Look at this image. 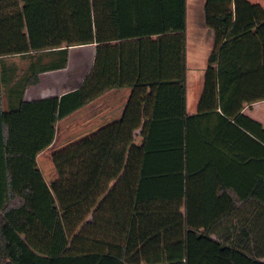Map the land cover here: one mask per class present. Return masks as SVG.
I'll return each instance as SVG.
<instances>
[{"label": "trees", "instance_id": "trees-1", "mask_svg": "<svg viewBox=\"0 0 264 264\" xmlns=\"http://www.w3.org/2000/svg\"><path fill=\"white\" fill-rule=\"evenodd\" d=\"M204 22L215 48L198 113L190 115L187 0H0V264H127L66 250L123 172L152 85L136 203L185 199L184 255L161 264H264V195H230L237 186L210 174L215 149L264 143L263 125L243 113L264 100V8L205 0ZM85 45L96 53L81 86L25 100L41 73L66 68L70 50ZM122 87L132 88L131 97L95 189L60 210L37 156L53 143L59 119Z\"/></svg>", "mask_w": 264, "mask_h": 264}, {"label": "crops", "instance_id": "crops-1", "mask_svg": "<svg viewBox=\"0 0 264 264\" xmlns=\"http://www.w3.org/2000/svg\"><path fill=\"white\" fill-rule=\"evenodd\" d=\"M248 1L264 8V0ZM202 22L204 32V19ZM79 48V55L73 56L74 50H70L66 68L41 73L39 83L27 88L25 100L61 97L81 86L93 66L96 47ZM75 59H78L76 70L71 66ZM207 66L208 61L202 64L200 79L196 80H205ZM202 92L197 100L196 94H192L191 106L187 93L190 115L198 113ZM131 93L130 87L112 89L57 121L54 141L37 156V163L60 210L84 200L95 189ZM156 94L157 85H152L144 107L143 124L136 132L123 172L110 183L100 203L71 238L67 254L98 251L116 256L127 264H161L184 255L185 199L177 200L176 204L159 200L136 203ZM243 113L264 127V100L246 105ZM138 136L143 137L141 142ZM216 148L222 149L221 146ZM223 150L224 154L216 149L213 153L217 169L210 172L211 176L237 186V193L228 190L230 195H264L263 184L258 188L259 182H264V143L247 139L235 146L228 143ZM220 192L217 189L213 194ZM254 202L257 206L258 202ZM253 208L247 205L249 211Z\"/></svg>", "mask_w": 264, "mask_h": 264}, {"label": "rangeland", "instance_id": "rangeland-1", "mask_svg": "<svg viewBox=\"0 0 264 264\" xmlns=\"http://www.w3.org/2000/svg\"><path fill=\"white\" fill-rule=\"evenodd\" d=\"M187 76L186 77V89L189 96L188 104H191L192 94H196V99L200 96L204 80L200 79L202 64L207 63L211 52L214 50L215 46V36L212 30L205 27V33L203 32V17H204V3L205 0H187ZM205 26V25H204ZM73 56L79 55L78 52L81 50L79 47L72 48ZM209 55V56H208ZM74 59V58H73ZM25 60H19V64L24 66ZM78 59L73 60L72 68L76 70L78 66ZM191 106V105H190ZM144 133H141L143 136ZM139 137V136H138ZM143 137H139L138 140L141 142ZM140 158V154H139Z\"/></svg>", "mask_w": 264, "mask_h": 264}]
</instances>
